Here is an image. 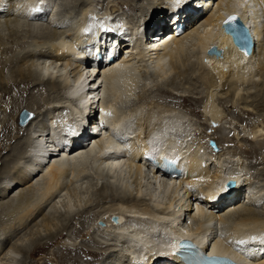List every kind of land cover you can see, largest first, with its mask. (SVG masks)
<instances>
[{
    "label": "bare ground",
    "instance_id": "1",
    "mask_svg": "<svg viewBox=\"0 0 264 264\" xmlns=\"http://www.w3.org/2000/svg\"><path fill=\"white\" fill-rule=\"evenodd\" d=\"M79 1L78 5H74V1L72 5L64 3L68 11L62 13L59 3L63 1L0 0V54H5L8 48L4 45L3 29H8L17 44L21 41L19 34L25 31L45 42L43 51L35 50L23 57L27 64L37 60L42 65L36 63L26 67V63H22L16 68L20 78L17 84L22 87L18 93H28L31 85L35 88L40 84L60 92V96L52 100L53 108L50 106L45 112L37 111L39 97L31 94L24 107L19 104L11 108L12 122L4 125L3 130L14 136L6 138L7 147L11 148L8 155L7 147H0V154L6 157L0 170L4 172L11 166L10 172L6 171L8 174L2 172L3 176H0V212L3 218H7L1 223L5 238H0V264H20L23 254L31 257L45 247L38 246L43 244L37 242L41 234L34 231L22 242L13 243L16 232L12 224L29 231L32 224L42 218L41 228L51 232L46 242L53 245L65 237L62 230L71 227L68 224L72 217L81 219L85 216L91 221L90 227L94 226L103 233L100 242L96 243L109 245L112 240L120 247L113 252L107 250L109 253L73 247L76 255L82 253L96 260L101 256L99 264H184L174 252L182 239L197 241L207 253L228 257L241 264H264V242L251 239L264 237V187L253 191L252 181L242 178L250 168L249 162L239 160L234 164L233 157L238 154L231 155L230 150H214V141H211L214 147H210L213 152L210 156L202 152L204 147L200 151L186 146L187 150L183 152V143L179 144L176 139L184 136V143L189 142L186 135L194 124L184 123L182 112L161 103L162 106L156 105V111L140 113L138 105L133 108L130 104L132 96L146 85L142 83L143 78L150 80L154 77L161 85L171 83L172 87L176 85L177 93L183 94L184 90L179 91L175 83L174 72L183 75L186 84L187 76L191 75L208 90L202 99V108L211 123L219 122L222 117L220 104L216 102L220 89L230 94L236 103L244 99L245 91H253L257 97L264 98V0H181L178 7L174 6V0H142L148 5L141 11L140 19L126 13L125 10L133 9L131 5L129 8L119 6V10L112 5L109 11L100 13L94 2ZM140 1L136 0V3H143ZM59 15L60 30L54 26ZM231 15H237L248 27L253 39L249 54L234 43L225 29L224 22ZM163 22L166 25L162 26ZM46 23L48 25L43 27ZM170 23L171 26L186 23V30L176 37L175 27L167 32ZM155 29L157 33L161 32L159 36H156ZM155 36H161L158 42H153L157 39ZM212 47L221 54L209 53ZM18 48L13 45L11 54L17 53ZM106 51L108 54L104 57ZM99 52L103 54V60L97 57ZM112 55L117 59L109 63L108 58ZM148 55L153 57L150 58L152 66L142 71L137 65L139 61L136 64L134 61L146 62ZM74 67L75 79L71 82L64 70ZM52 68H61L65 73L55 75ZM0 88L4 96L13 100L8 88ZM46 104L52 103L48 101ZM253 105L246 102V108ZM29 110L35 112L33 117L25 125L19 124L21 115ZM90 116H94L96 126L103 125L105 129L98 132L100 129L87 128ZM70 127L72 132H69ZM251 133L254 138H259L255 142L264 140L261 139L264 127ZM88 136L82 145L74 147ZM21 143L23 146L15 150L14 146ZM165 156L177 161L184 176L169 177L147 158H155L159 163ZM90 171L94 172L90 177L92 180L104 181L84 189L83 184L87 182H82L87 180L85 177ZM149 175H153L152 181L156 179L159 184L158 187L154 185L147 203L143 188L153 183ZM127 178L139 181V191L133 192ZM229 180L236 182L234 197L217 202L219 195L226 191L225 184ZM21 185L28 186V189L9 199ZM99 185L97 206L100 202L108 206L88 219L89 213L80 203L81 189L87 192ZM157 188L159 195H173L172 199L177 202L182 203L181 197H186L192 207L181 209V213L185 211L183 215L178 211L171 212L172 204L163 208L155 195ZM244 191L246 201L242 198ZM64 197L70 200L62 214L57 207ZM74 198L79 205L72 203ZM87 204H91L92 209L96 207L92 202ZM113 216H119L122 222L113 223ZM129 218L131 220L127 222ZM56 220L64 222L61 223L62 229L53 234L51 227L57 225ZM101 220L106 226L99 223ZM88 231L86 236H94L95 232ZM109 237L110 241H103ZM241 240L245 243H237ZM90 259L88 263L93 264ZM72 264L80 263L75 260Z\"/></svg>",
    "mask_w": 264,
    "mask_h": 264
},
{
    "label": "rangeland",
    "instance_id": "2",
    "mask_svg": "<svg viewBox=\"0 0 264 264\" xmlns=\"http://www.w3.org/2000/svg\"><path fill=\"white\" fill-rule=\"evenodd\" d=\"M58 1H63V3H61V4L59 3V9L60 10L63 9L62 13L66 12V9H65L66 6L69 4L72 5L73 1L76 3V4L74 3V5H78L81 2V1L78 2V0H76V1L75 0H58ZM85 1L86 2H88V1L94 2L93 4H94V6H96L95 8L98 9V11H100V13L104 12V11L106 12L107 10L109 11V9L112 7V5L113 6L115 5L116 8L118 7L117 8L118 10H119V6H122V5H124V7L126 5V7H128V8L132 6L133 7L132 10H125V11H127L126 13L129 12L130 14H132L134 17H136V19L141 18V15H142L141 11L143 9H146L147 7H145V6L148 5L145 1H142V0L140 2H143V3H139V5L136 3V0H85ZM64 3H67V5H65ZM8 5H9V2H8ZM140 8H141V10H140ZM103 17H106V16L103 15ZM2 20H5V18H3ZM60 20H61V18L59 15V17L57 18L58 24L57 23L54 24L55 28L59 29V30L62 27L60 25L61 22H59ZM163 24L166 25V22H163L162 26H164ZM47 25H48V23L43 25V27L47 26ZM171 27H174V26H171V24L168 25V31L167 32H169V29H171ZM3 30L5 31V32L4 31L2 32V37L4 39V45H5V47H8V48H6V51H4L5 54H3V53L0 54V87L5 86V90H6V88H8V91L12 94L11 97L14 96L13 100H12L8 96H4V92L2 93V91H0V147H3V146L7 147L8 144L6 143V140H7L6 138L8 136H10V138H11V136H14L12 133H10V131L5 132L3 130L4 125L6 123L12 122L11 121V119H12L11 108H13L15 106H19V104L22 105V107H24L23 104L24 105L26 104V101L29 99L31 94H35L37 96V98L39 97V99H37V102H38V106H40V107H38L37 111L45 112L46 110H48V108L51 105L54 104L52 102V100L54 98H57V96L60 94V92L57 93V91L49 89L47 86L40 84L39 86H37L38 88L37 87L32 88V85H31L28 93H25V94H23V93L20 94V92L18 93V91L22 90V87H20V85L17 84L19 82L20 78H19V75L17 74L16 68L19 67L20 65H22V63L23 64L26 63L25 64L26 67H29L30 64H36V63L39 65H42L41 61H37V60L32 61L31 63L29 61V64H27L28 63V62H26L27 60L25 61L23 59V57L27 56L28 54L30 55L31 53H29V52H33L35 50H36V52H37V50L43 51L45 49V47H44L45 42H42L43 40H41V38H37V37L34 38L30 34L27 35V31H25V33L22 32L19 34V36L21 37V41L17 44L16 41H14V38L10 36V32L8 31V29H3ZM5 35H7V36H5ZM156 36H159V33H156ZM156 36H155V38H157V39H153V42H156V41L158 42L160 40L158 38H160L161 36L160 37H156ZM126 42H129V40L126 39ZM13 45H16L19 48L21 47V49L18 48L19 50L18 49L16 50L17 53L14 52L11 54L10 48ZM129 45L132 46L133 43L128 44L127 46L129 47ZM128 47H125V48H128ZM8 53L11 55H9ZM14 54H16V55H14ZM32 54H34V53H32ZM152 56H154V55L152 54ZM152 56L148 55L146 57V62H141L140 60H135L134 63L136 64L137 61H139V63H137V65L139 66L140 70L143 71L148 66H150V65L152 66V62L150 61V58H153ZM8 60H10V61H8ZM52 69L54 71H56V72H54L55 75L60 74V73L65 71L66 73L65 72L64 73L67 74V77L69 78V80L71 82H73L75 79V74H74L75 71H72V70L76 69L75 67L72 68L71 70H64V71L61 68L60 69L59 68H55V69L52 68ZM174 76L176 77L177 82H175V83L178 85V90L179 91L184 90V91H182V92H184L183 94H179L175 91L174 88L176 85L172 87L171 83L167 84L168 82L166 84L161 85L160 83H158L156 81V79H154V77H151L150 80H149V78H147V79L143 78L142 83L145 82L143 84H146V85L142 84L144 87L142 86V89L139 88V90L135 94L137 97L135 95L132 96L134 98H131V102H130L131 107L133 106V108H134V107L139 106L140 113L142 111H146V112L156 111L157 110L156 105L160 106L161 103H162V105L164 104L165 107L169 106L172 109L176 108L174 110L180 111L184 114L185 120H182L184 123H190V124L193 123L194 124V125H191V126H194L191 128V131H190L191 133L189 132V134L186 135L189 142L184 143V139H185L184 136H178L176 139L179 142V144H180V142H181V144L183 143L182 144L183 145V152H186L188 146H191L190 147L191 149H198L200 151L204 147V149H202V152L204 154H208L207 156H210V153L211 154L213 153L211 150L212 148H210L211 146H213L211 141H214V143H215L214 150H217V151L223 150V152H226L225 150H230L232 152L231 155H233V153H235V152L238 154L237 157H233V159H235L234 164L236 162H238L239 160L248 161L250 168L247 172L243 171L244 175L242 176V178L245 180H251L252 181L253 188L255 187V189L253 191L257 190L258 188H263L264 187V140L261 141L260 143L255 142V141L259 140V138L258 139L254 138V136H253L254 134H252L251 132L254 133L257 129L264 127L263 126L264 125V119H263L264 118V98H261L262 97L261 95H259L257 97L256 93L253 91L252 92L249 91V93H245L246 92L245 91L243 93L244 99L239 101V103L238 102L236 103V102H233V100L231 99L232 97H230L231 96L230 94H226V92L224 90L220 89L219 93L217 92L218 94L216 97L217 98L216 102L218 104H220L219 107L221 108V111H222V117H221V120L219 122L211 123L210 120H208V117L206 115H204L203 108H202V99L205 98V96L207 95L206 93H208V90H206L205 87L202 86V84L200 82H197L191 75L187 76V78H189L186 81L187 84L185 83V80H184L185 77H183V75H181L179 72H174L173 77ZM29 78L30 77L27 76L26 80H29ZM147 82H149V83H147ZM145 86H146V88H145ZM141 90H144L145 92L141 91ZM139 92H144V93H139ZM138 93H139V95H138ZM142 94H145V95H142ZM148 95H150V96H148ZM45 98H46V100L44 101L43 99H45ZM185 98H186V100H185ZM31 99L32 98H30V100ZM14 100H15V102H14ZM48 101H49V103L51 102L52 104H46V102H48ZM246 102L250 103V104L252 103L254 105L251 106L250 109L246 108ZM30 104L33 105V103H30ZM130 104H129V106H130ZM52 108H53V106H51V109ZM21 112L22 111H20V114H21ZM30 112L33 115L35 114L34 111L29 110V113ZM259 115H261V117H259ZM260 121H261V123H260ZM139 122H140V120L138 119L137 123L139 124ZM254 122H255V124H253ZM87 128L90 129V127H87ZM190 134H192V135H190ZM96 136H98V135H96ZM66 138L68 140V137H66ZM263 138H264V136L261 139H263ZM218 141L221 143L220 145H218ZM21 144H19L20 146L19 145L14 146V149L16 148L15 150H17L18 148L23 146V144L22 145ZM186 146H187V148H186ZM221 146H223V147H221ZM255 149H256V152H255ZM7 151H8V153H7V155H8L11 152V148L7 147ZM5 158L6 157H3V155L0 154V165L5 160ZM10 167L11 166H9L8 169H6L4 172L0 170V176L8 174V173H6V171L8 170L7 172H10V170H11ZM2 172H3V175H2ZM90 172H88V175H86V177H85L88 181L85 180V182H82V183L87 182L86 185L83 184L84 189H86V186L89 187L90 184H101L104 181V179L100 180V179H97L94 177L95 180L97 179L95 182L94 180L91 179L94 172L93 173L91 172L92 174L89 175ZM128 178L126 180L129 181L128 184L131 186L133 192L135 193V192L139 191V186H138L139 181L136 180L135 178H133V179L131 178L130 180ZM149 178H151V181L154 179L153 175H149ZM83 181H84V179H83ZM105 181H107V178H105ZM137 181H138V183H137ZM152 182L153 183L150 187L145 186V188H143L144 189L143 196H144V199L146 200L147 203L150 200L149 193H151L154 190V185L156 187H158V184H159L158 183L159 181L156 182V179H155V181H152ZM25 186L26 185H24V186L21 185L17 189H16L17 186H15L14 189H16V190L12 192V194H11L12 196L10 195L9 199L13 198L14 197L13 195H15V193H16L15 196H17L20 192L28 189L27 188L28 186H26V187ZM1 187H3V186H1ZM156 187H155V189H156ZM137 188H138V190H137ZM147 188H148V190H147ZM243 188H244V186H243ZM84 189L83 188L81 189L82 190L81 191L82 197H81L80 203L84 207L83 210H85V212L89 213L88 219H90L91 217L100 213L108 205L104 206L100 202V206H97V202H99L98 201V193L100 190V185L96 188L89 189L90 191L89 190L87 191V192H89L88 194H87L86 190H84ZM18 190H20V191H18ZM91 190L92 191L95 190V192H92ZM158 190L159 189L157 188V193H155V195H157L158 201L163 206V208L169 207L172 204L171 205V208H172L171 212H177L178 211L179 215H183V213L185 211L181 213V209H183L185 206L186 207L187 206L192 207V205L190 203H188L190 200H185L186 197H183V196L181 197V199H182V203H181V201L180 202L174 201L172 199L173 195L169 196V194L165 195L164 193H162L163 196H162V194L159 195L160 190L159 191ZM245 197L246 196H245V191H244L242 198H245ZM92 199H93V201H92ZM64 200L62 202L63 205L59 204L60 207H57V210L58 211L60 210L59 212H62V214H64L66 212V210H65V209H67L66 203H68V201L70 199L69 198L65 199V197H64ZM110 201H113V200H110ZM245 201H246V198H245ZM90 202H92L93 206L96 205V207H93V209L90 208L89 205H91V204H89V205L87 204ZM72 203L79 205V202L75 198L72 199ZM0 208H1V205H0ZM88 208H90V209H88ZM0 211H1V209H0ZM259 211L264 212V210H262V211L259 210ZM3 217L4 216H2V214L0 212V230H1L0 231V238L1 239L5 238V236L2 235L1 223L3 220H7L6 217L5 218H3ZM85 217H87V216H85ZM85 217H83L81 219H73L74 217H72L68 226L69 227L71 226L73 228H71V227L69 229H67L68 227L64 228L62 231H64L63 233H66L65 237L58 239L56 243H54V244L52 243L53 245H51V244L49 245L48 242H46L48 239L47 235L51 232L48 233V230H45L43 227L41 228L42 218L41 219L39 218L40 220L37 219L35 221L38 228L36 227V224L34 223L30 227L29 231L23 230L22 228L12 224L14 226V228H12L13 231L15 230V232L17 233V234L16 233L14 234V238L12 239L13 243H16V242L18 243L19 241L22 242V240H25V238H27V236L30 234L31 231L32 232L34 231L35 233L37 232L36 233L37 235L41 234L40 237L38 236L39 238L37 237V239L39 240L37 242L43 243V244H39L38 246L39 247L45 246L44 250L42 252L34 253L33 255H31V257L27 254H23L21 256L20 264L21 263L22 264H72L73 261H75V260H78L80 264H90V263H88V260L90 258L88 256L82 254V253L76 255L75 253H73V252H75L73 247L74 248L75 247L84 248V249H88V250L94 249L93 251H95L97 253H100V252L101 253L102 252L103 253H105V252L109 253V252H107V250L113 252V250L117 251L120 248L119 246L117 247L115 245V243H116L115 241L109 240L112 236L109 237L108 240L107 239L103 240L104 242L110 241V242H108L109 245H105V244L100 245V243H96V242H100L99 240H101L103 233H100L101 231L95 229L94 226L90 227L89 222H91V221L87 220V218H85ZM130 220H131V218H129V220L127 222H130ZM101 221H103V220H101ZM63 222H64L63 220H56L57 225H55V226L52 225V227H51L52 228L51 231L53 234H54V232L62 229L60 227H61V223L63 224ZM103 222H105V221H103ZM190 222H191V220L187 222V223H189L187 225H190ZM89 229H90L91 233L95 232L96 230L98 231V232L94 233L95 237L93 236V234H92V236H91V234L90 235L88 234L86 236V234L89 232L88 231ZM93 229H95V230L93 231ZM19 233H22V234L19 235ZM80 233L82 236L80 235ZM21 235H22V237H21ZM12 242H11L10 246L13 244ZM105 246L108 249H106V250L103 249V247H105ZM115 247H117V248H115ZM8 249H9V247H8ZM67 250H70L71 252H67ZM62 257H64V258L62 259ZM99 258H101V256H99ZM99 258H97V260L95 258L94 259L91 258L90 260L92 261L93 264H99V260H98Z\"/></svg>",
    "mask_w": 264,
    "mask_h": 264
},
{
    "label": "water",
    "instance_id": "3",
    "mask_svg": "<svg viewBox=\"0 0 264 264\" xmlns=\"http://www.w3.org/2000/svg\"><path fill=\"white\" fill-rule=\"evenodd\" d=\"M232 16H236L238 19L236 20V22L234 24H227L226 21ZM226 21L224 22L225 29L233 37L234 43L241 50H244L247 54H249L253 48V39H252V36L248 30V27L246 25H244V23L240 20V18L237 15L229 16L226 19ZM209 53L216 54L217 56H219L221 54V51L218 50L216 47H212L209 50ZM32 117H33V114L26 112V113L21 115L20 121H18V123L25 125L29 121V119ZM234 185H235L234 181H230L227 184V188L230 189ZM113 221L115 224H119L122 222V220L119 216H114Z\"/></svg>",
    "mask_w": 264,
    "mask_h": 264
},
{
    "label": "snow or ice",
    "instance_id": "4",
    "mask_svg": "<svg viewBox=\"0 0 264 264\" xmlns=\"http://www.w3.org/2000/svg\"><path fill=\"white\" fill-rule=\"evenodd\" d=\"M181 4V0H174V6L178 7L179 5ZM238 18L236 16H232L230 17L226 23L227 24H234L236 22ZM106 115H111V113H105ZM72 128L70 127L69 128V132H72ZM173 163H175V161H173ZM253 241H256V240H260L261 242H264V237H252L251 238ZM237 243H240V244H243L245 243V241L241 240V241H238ZM229 264H231V262H229Z\"/></svg>",
    "mask_w": 264,
    "mask_h": 264
}]
</instances>
